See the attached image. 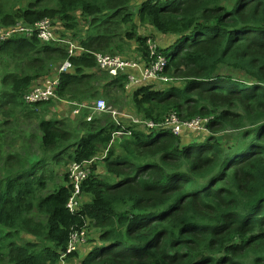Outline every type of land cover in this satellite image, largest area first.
I'll use <instances>...</instances> for the list:
<instances>
[{"label": "trees", "instance_id": "1", "mask_svg": "<svg viewBox=\"0 0 264 264\" xmlns=\"http://www.w3.org/2000/svg\"><path fill=\"white\" fill-rule=\"evenodd\" d=\"M40 23L52 42L35 32L0 48V264H264V0H0V29ZM66 41L85 51L70 57ZM149 41L168 59L161 88L97 70L94 53L127 58L132 43L148 66ZM67 60L63 101L156 124L200 117L207 131L121 119L130 134L115 138L107 113L53 119L25 96ZM35 121L32 144L16 130ZM73 164L89 175L72 213ZM83 230L86 253L63 257Z\"/></svg>", "mask_w": 264, "mask_h": 264}, {"label": "built area", "instance_id": "2", "mask_svg": "<svg viewBox=\"0 0 264 264\" xmlns=\"http://www.w3.org/2000/svg\"><path fill=\"white\" fill-rule=\"evenodd\" d=\"M47 28L48 26L46 23H40L36 26V29H30L27 27H16L7 31L0 29V47L9 36H15L18 34H27L28 36H32L35 32H38L39 37L41 39L45 41H50L53 38V35L52 32L49 31ZM66 44L69 45L68 53L70 57H74L78 55L79 52L85 51L82 46H79L75 42L66 41ZM148 44L152 58L157 56V53L155 51V45L152 44L151 41H149ZM94 56L96 59L97 70L107 73L111 78H117L121 75L127 76L128 83L126 85V90H130L134 86L138 87L151 81H167V79L162 76V73L164 72L165 68L161 71L158 70V66L162 63H164L166 67L167 61L163 57L159 56L157 61L150 60L149 65L144 67L141 65V63H139L138 60H130L127 58H123L120 55L111 56L94 53ZM134 63H137L138 65ZM71 70L72 63L69 60L64 62L60 67H54L53 75L47 78L41 84H38L37 86L33 87L30 93L25 96V100L27 101V103H46L59 99L60 97L58 95V89L61 84V77L63 74L69 73ZM63 102L74 106V116L80 115L83 110L90 111L91 114L87 118V121H92L94 116L97 114L107 113L111 115L112 118L115 120L116 125L122 127V131L117 132L115 134V138H122L123 136L130 134V132H126L124 130V127L122 126L123 121H121V119L131 121L133 124L136 125H143L144 127L148 126L152 130L154 127H163L171 131L176 136H179L181 133L179 125L180 119L178 118L177 113L175 112L170 113L169 117L166 118L165 122L159 125L154 122H145L142 119H138L127 112H123L117 109L116 107L107 103V101L104 100H97L92 104H88L86 102L80 104L68 103L66 101ZM189 126L196 130H205L203 122L199 119L193 120ZM88 175L89 171L87 169H83L77 164L72 165L70 178L73 180L75 195L70 199L68 204V208L72 212H74L76 206L78 205L76 198L80 193V185L83 180L88 177ZM87 236V230H83L81 232H74L71 235L68 250L63 257L76 252L78 250V247L84 245L87 242Z\"/></svg>", "mask_w": 264, "mask_h": 264}, {"label": "rangeland", "instance_id": "3", "mask_svg": "<svg viewBox=\"0 0 264 264\" xmlns=\"http://www.w3.org/2000/svg\"><path fill=\"white\" fill-rule=\"evenodd\" d=\"M148 30H149V32L148 33L146 32L148 35H150L152 32L154 33V31L152 29L149 28ZM148 30H146V31H148ZM173 43H174V41H173ZM160 44L162 45V47L165 46L163 44V42H161V41H160ZM136 47L137 46H136L135 43L130 44V48H132V50L135 53H136V49H135ZM127 50H129V49H127ZM135 53L129 52L128 55H130V57H127V59H130V60H138L136 58V56H133V54H135ZM136 55H137V53H136ZM134 64H137V63H134ZM164 68H165V64L164 63H162V64H160L158 66V70H160V71L163 70ZM155 85H157L156 88H161L160 86H162L163 83L157 82V83H155ZM129 99H126V102L131 103V99L130 100ZM126 102H125V104H126ZM49 105H50L49 106V109L51 110V115H53L52 116L53 119H54V116H55L58 120H59V118H64L65 120L67 119V120L71 121L72 124L75 122L73 111L69 108V106L67 104H65L63 102V100L61 98L49 102ZM75 117H77V116H75ZM165 120H166V118H164V121H162L161 123H158V124L159 125L160 124H163L165 122ZM192 121H193V119L192 120H189V121H182V120L179 121L180 131H181L180 135L183 138L192 139L194 137H198V136H202L203 135V134H199V133L202 132V130H196V129H193L192 127L189 126ZM4 128L7 129V131L10 133L9 140H11L12 136L15 135V132L14 131H11V129L9 131L8 128H6V127H4ZM155 128L156 127H154L153 129H155ZM37 129H38V123L35 121V122H32V123H29V125H21L16 131L22 132L23 137L24 138H28L27 142L33 144V143H36V142L34 141V139H31L29 135L36 133L37 132ZM17 146H19V145H17ZM59 174H61V173H59ZM69 179H70V183L73 185V180L70 177H69ZM77 198H76V201L77 202H80V201H78ZM87 234H88V230H87ZM93 236H96L94 231H93ZM89 237L91 238L92 237V234L90 235V233H89ZM89 241H90V239H89ZM86 244H87V242L84 245L78 247V250L81 249L82 251H84V253H86V251H87L88 248L85 249L83 247ZM72 264H75V263H72Z\"/></svg>", "mask_w": 264, "mask_h": 264}, {"label": "clouds", "instance_id": "4", "mask_svg": "<svg viewBox=\"0 0 264 264\" xmlns=\"http://www.w3.org/2000/svg\"><path fill=\"white\" fill-rule=\"evenodd\" d=\"M30 29H33V28H31V27H29ZM21 35H24V36H26V37H30V36H28L27 34H18V35H15V36H9L4 42H3V44L4 43H6V42H8V41H10V40H12V39H15V38H19L18 36H20L21 37ZM34 35V34H33ZM32 35V36H33ZM53 35V34H52ZM31 36V37H32ZM54 37V36H53ZM38 39L39 40H41V42L43 41V39H41L40 37H38ZM45 41V40H44ZM46 43H50V42H52V39L50 40V41H45ZM149 43V42H148ZM152 43V42H151ZM3 44L1 45V47L3 46ZM0 47V48H1ZM148 47H149V44H148ZM155 51H156V53H159V52H157V49H158V47H157V45H155ZM150 56L152 57V55L150 54ZM163 57V58H165V60L167 61V64H166V67H165V69H164V72H165V70H166V68H167V65H168V59H167V57L165 56V55H159V54H157V56H155V57H153V58H151L150 60L151 61H157L158 60V57ZM139 61V60H138ZM164 72L162 73V76H164L165 77V75H164ZM166 79H167V81L166 82H161V81H155V82H161V83H168V82H170L171 81V78H169L167 75H166V77H165ZM69 105V104H68ZM73 110H74V108H73ZM200 117H197V118H195V119H199ZM142 119V118H141ZM195 119H193V120H195ZM143 120V119H142ZM200 120V119H199ZM206 122L208 123V120H206ZM206 125L204 124V127H205ZM203 131H207L206 130V127H205V130H203ZM180 136V135H179ZM69 174H71V171L69 172ZM73 187H74V185H72ZM78 205H79V202H78ZM78 205L76 206V209L78 208ZM75 209V210H76ZM70 210V209H69ZM74 210V211H75ZM71 211V210H70ZM72 212V211H71ZM73 213V212H72ZM78 251V250H77Z\"/></svg>", "mask_w": 264, "mask_h": 264}, {"label": "crops", "instance_id": "5", "mask_svg": "<svg viewBox=\"0 0 264 264\" xmlns=\"http://www.w3.org/2000/svg\"><path fill=\"white\" fill-rule=\"evenodd\" d=\"M134 117H135V116H134ZM136 118L141 119V118H139V117H136ZM122 125H125V124L122 123Z\"/></svg>", "mask_w": 264, "mask_h": 264}]
</instances>
